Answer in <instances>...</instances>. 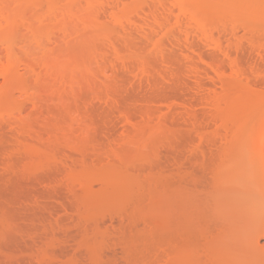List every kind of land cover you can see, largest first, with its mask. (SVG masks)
Returning a JSON list of instances; mask_svg holds the SVG:
<instances>
[{"label":"rangeland","instance_id":"374dc122","mask_svg":"<svg viewBox=\"0 0 264 264\" xmlns=\"http://www.w3.org/2000/svg\"><path fill=\"white\" fill-rule=\"evenodd\" d=\"M263 87L264 0H0V264H264Z\"/></svg>","mask_w":264,"mask_h":264},{"label":"bare ground","instance_id":"6f19581e","mask_svg":"<svg viewBox=\"0 0 264 264\" xmlns=\"http://www.w3.org/2000/svg\"><path fill=\"white\" fill-rule=\"evenodd\" d=\"M10 7V6H9ZM12 10V9H11ZM11 12V11H10ZM11 14V13H10ZM12 15V14H11ZM9 18V17H8ZM10 19V18H9ZM11 21H13V19H11ZM9 24V23H8ZM7 24V25H8ZM12 25V24H11ZM10 28V27H9ZM212 35V34H211ZM254 37V36H253ZM10 42V41H9ZM213 42V41H212ZM12 43V42H11ZM213 43H215V42H213ZM218 43V42H217ZM215 45V44H214ZM219 45V44H218ZM253 45V44H252ZM12 46V45H11ZM215 47H216V45H215ZM219 47V46H218ZM254 47V46H253ZM14 48V47H13ZM222 48H223V46H222ZM12 49V48H11ZM224 51H225V49H224ZM223 51V52H224ZM12 53V52H11ZM13 54L14 53H12L11 55H9V58H8V60H7V64L5 63L4 64V68H3V70H5V71H7L9 74H11V70H12V68H14L13 67V65H14V59H13ZM227 57V56H226ZM236 63V62H235ZM234 63V64H235ZM6 65V66H5ZM214 66V65H213ZM235 66V67H234ZM233 67L236 69L235 70V72H238V70H240V69H238L239 67L237 66V64L236 65H234ZM3 67V66H2ZM15 69V68H14ZM6 72V73H7ZM234 72V73H235ZM7 73V74H8ZM15 73V72H14ZM263 73V72H262ZM6 74V75H7ZM8 74V75H9ZM237 75V74H236ZM8 79H9V77H8ZM10 86V85H9ZM263 94H264V87H263ZM11 101V100H10ZM9 101V102H10ZM12 103V102H11ZM13 105V104H12ZM12 105H10V106H12ZM14 106V105H13ZM12 106V107H13ZM11 108V107H10ZM256 130L254 131L253 129H252V132H251V135L250 136H252V138H253V136L255 137V140L254 141H256V140H258V141H256L257 142V146H255L254 144H252V142H250L249 140H248V142L249 143H247L248 144V146H249V150L251 149V148H254L253 149V153L255 152V154L253 155L252 154V149L250 150V153L252 154H250V157L252 158V157H254V156H256V158H257V163H258V165L253 161L254 159H249L250 160V165H251V167H252V164H254L255 163V165H257V168L259 169V171H260V173L262 174V176H263V178H264V111L261 113V115H260V118H259V121L257 122V124H256V127H254ZM243 130V129H242ZM251 130V129H250ZM254 132V133H253ZM254 134V135H253ZM247 135H249V134H247ZM248 139H249V137H247ZM251 138V137H250ZM257 138V139H256ZM229 139V143H230V141L232 142V139H231V137L230 138H228ZM251 140H253V139H251ZM255 142V143H256ZM244 144H246V141L244 140V143H243V145ZM249 144H251V145H249ZM233 145H235V143H233ZM256 147H254V146ZM230 146V145H229ZM243 147V146H242ZM245 147V146H244ZM243 147V148H244ZM246 148V147H245ZM228 151V150H227ZM226 151V152H227ZM232 151V150H231ZM232 153V152H231ZM248 154V153H247ZM246 154V155H247ZM229 160H231V159H229ZM247 160V159H246ZM230 162V161H229ZM247 162V161H246ZM248 163H247V167L248 168H250V165L248 166ZM230 165V164H229ZM255 167V166H254ZM256 168V167H255ZM251 170H253V169H251ZM255 172H257V169L256 170H254ZM259 175V174H258ZM260 177V176H259ZM259 177H258V179H259Z\"/></svg>","mask_w":264,"mask_h":264}]
</instances>
